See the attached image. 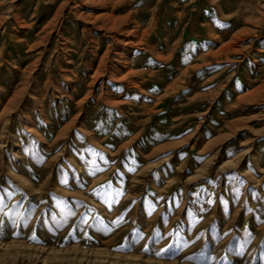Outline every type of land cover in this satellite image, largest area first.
<instances>
[{
  "label": "rangeland",
  "instance_id": "1",
  "mask_svg": "<svg viewBox=\"0 0 264 264\" xmlns=\"http://www.w3.org/2000/svg\"><path fill=\"white\" fill-rule=\"evenodd\" d=\"M0 264H264V0H0Z\"/></svg>",
  "mask_w": 264,
  "mask_h": 264
},
{
  "label": "snow or ice",
  "instance_id": "2",
  "mask_svg": "<svg viewBox=\"0 0 264 264\" xmlns=\"http://www.w3.org/2000/svg\"><path fill=\"white\" fill-rule=\"evenodd\" d=\"M170 249H166V250H161V251H169ZM158 255L160 254V253H157Z\"/></svg>",
  "mask_w": 264,
  "mask_h": 264
}]
</instances>
